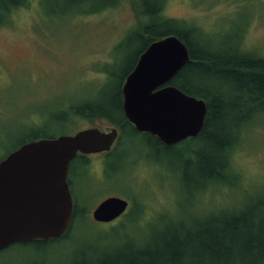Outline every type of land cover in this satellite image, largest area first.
I'll return each mask as SVG.
<instances>
[{
  "label": "rangeland",
  "instance_id": "374dc122",
  "mask_svg": "<svg viewBox=\"0 0 264 264\" xmlns=\"http://www.w3.org/2000/svg\"><path fill=\"white\" fill-rule=\"evenodd\" d=\"M108 1L23 0L0 23V159L36 132L55 136L115 126L76 112L115 89L140 48L138 39L127 38L146 20L142 0ZM161 15L196 25L211 41L228 36L264 55V0H164ZM146 134L127 129L110 152L76 156L67 173L78 209L69 238L44 250L12 248L0 254V264L35 256L69 261L81 245L115 244V233L101 236L118 224L128 228L134 245H145L167 225L264 196V112L242 127L230 151L238 178L231 186H188L186 161L195 162L194 152H181L183 144L154 148ZM110 195L127 199L128 208L110 222L95 221L93 208Z\"/></svg>",
  "mask_w": 264,
  "mask_h": 264
},
{
  "label": "trees",
  "instance_id": "16d2710c",
  "mask_svg": "<svg viewBox=\"0 0 264 264\" xmlns=\"http://www.w3.org/2000/svg\"><path fill=\"white\" fill-rule=\"evenodd\" d=\"M22 2L0 0V23ZM113 2L109 0L107 6ZM163 2L142 0L140 11L146 20L130 31L127 38H135L140 42L133 64L119 85L104 94L103 100L86 101L76 106V112L105 118L118 126L121 132L131 129L138 133L122 109V80L149 43L174 34L186 45L189 61L168 83L205 101L204 123L196 136L173 145L164 144L149 133L146 135L153 139L150 144L154 148L161 146L168 150L174 145L183 144L181 152H194L195 162L186 161L189 167L184 175L188 177L185 181L188 186L204 182L206 187H214L218 183L236 185L238 178L231 170L230 151L238 143L242 127L264 112V55L244 50L241 40L239 42L226 36L219 42L211 41L207 33L196 25L189 26L180 20L163 17ZM41 137L51 135L36 132L26 137L21 144ZM77 156L80 159L85 157L83 154ZM77 214L78 209L73 203L72 219ZM118 225L108 227L104 230L107 231L105 235L101 236L105 239L115 233L113 245H81L69 261L50 263L48 258L35 256L17 264H264L263 195L255 200H247L237 209H223L210 212L203 219L192 218L188 222L182 220L167 225L161 231L151 233L152 239L145 245H134V238L129 236L128 228ZM71 230L72 227L68 226L58 238L13 243L1 249L0 254L16 247L21 250L26 247L44 250L50 244L67 240Z\"/></svg>",
  "mask_w": 264,
  "mask_h": 264
},
{
  "label": "water",
  "instance_id": "95a60500",
  "mask_svg": "<svg viewBox=\"0 0 264 264\" xmlns=\"http://www.w3.org/2000/svg\"><path fill=\"white\" fill-rule=\"evenodd\" d=\"M188 61L186 45L174 34L153 40L139 54L121 84L124 115L137 131L168 145L199 133L205 101L168 83ZM116 137V127L89 126L25 141L0 159V250L17 242L60 237L72 219L70 161L78 152L108 151ZM127 206V199L110 195L91 215L109 222Z\"/></svg>",
  "mask_w": 264,
  "mask_h": 264
},
{
  "label": "flooded vegetation",
  "instance_id": "af4514ba",
  "mask_svg": "<svg viewBox=\"0 0 264 264\" xmlns=\"http://www.w3.org/2000/svg\"><path fill=\"white\" fill-rule=\"evenodd\" d=\"M117 132H118V136H119V127L117 126ZM118 136H117V139H118ZM116 142V141H115ZM113 148V147H112ZM112 148L109 150V151H104V153H108V152H110L111 150H112ZM85 155V154H84ZM77 157H79V156H77Z\"/></svg>",
  "mask_w": 264,
  "mask_h": 264
}]
</instances>
